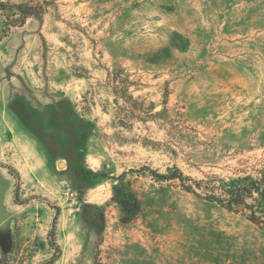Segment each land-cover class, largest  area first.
<instances>
[{
  "label": "rangeland",
  "instance_id": "rangeland-1",
  "mask_svg": "<svg viewBox=\"0 0 264 264\" xmlns=\"http://www.w3.org/2000/svg\"><path fill=\"white\" fill-rule=\"evenodd\" d=\"M2 1L5 264L56 256L51 204V264H264V224L162 177L264 167V0Z\"/></svg>",
  "mask_w": 264,
  "mask_h": 264
},
{
  "label": "trees",
  "instance_id": "trees-1",
  "mask_svg": "<svg viewBox=\"0 0 264 264\" xmlns=\"http://www.w3.org/2000/svg\"><path fill=\"white\" fill-rule=\"evenodd\" d=\"M7 8L8 4L6 1L0 0V10L3 11L7 17H11L13 13L9 12ZM18 8L19 13L25 15L30 14V12H27V8H25L24 4H19ZM0 163L7 167L17 177L18 182L16 193L18 194L21 184V178L18 170L9 164H5L4 162ZM162 177L168 180H178L180 185L186 191L193 193L200 199H204L208 202H215L220 207L228 211L243 213L251 222L255 224H264V167L258 170L257 174H246L243 176L240 175L229 178L213 175L208 176L206 180L196 179L186 175L179 168L175 169L171 173L162 175ZM117 189L118 188H115V194L117 193ZM132 197V203H129L128 205L125 204L123 206L131 209V211L136 210L135 206L138 202L135 195H132ZM118 203L123 204L124 202L119 198ZM51 206L56 212L49 231V242L51 246L56 249L57 254L49 260V264L57 260L62 252V249L55 238L61 210L57 205L51 204ZM123 221L127 222L130 220L126 219ZM13 248L14 243L12 242V238H4L2 241V257L0 258V264H5L7 253H12Z\"/></svg>",
  "mask_w": 264,
  "mask_h": 264
},
{
  "label": "crops",
  "instance_id": "crops-1",
  "mask_svg": "<svg viewBox=\"0 0 264 264\" xmlns=\"http://www.w3.org/2000/svg\"><path fill=\"white\" fill-rule=\"evenodd\" d=\"M41 161H42L43 164L45 163V162H44V159H42V158H41ZM50 177H51V176H50Z\"/></svg>",
  "mask_w": 264,
  "mask_h": 264
}]
</instances>
